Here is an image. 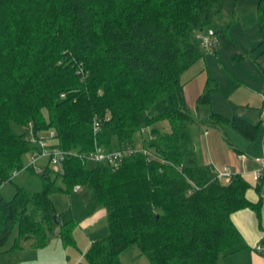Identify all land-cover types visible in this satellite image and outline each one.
Here are the masks:
<instances>
[{
	"label": "trees",
	"instance_id": "obj_1",
	"mask_svg": "<svg viewBox=\"0 0 264 264\" xmlns=\"http://www.w3.org/2000/svg\"><path fill=\"white\" fill-rule=\"evenodd\" d=\"M224 1L0 0V254L22 249L18 240L3 250L15 229L44 247L57 226L50 196L87 185L106 210L108 235L92 243L80 264H122L133 245L149 264H221L241 248L232 215L259 213L260 205L248 200L245 176L234 173L226 183L197 163L192 126L206 121L185 100L184 75L205 58L196 37L226 29ZM258 14L264 53V0ZM218 91L208 74L198 105H211ZM162 121L171 133L153 129L143 150L118 169L105 162L89 168L90 154L135 149L138 136ZM209 122L250 144L263 131L239 116L212 113ZM14 124L31 130L34 140L17 134ZM51 132L58 144L49 148L69 154L63 173L53 178L48 164L38 174L41 192L30 196L17 187L7 200L2 186L24 169L27 154L41 152ZM256 183L262 192L264 175ZM74 226L62 227L65 247L76 245Z\"/></svg>",
	"mask_w": 264,
	"mask_h": 264
},
{
	"label": "rangeland",
	"instance_id": "obj_2",
	"mask_svg": "<svg viewBox=\"0 0 264 264\" xmlns=\"http://www.w3.org/2000/svg\"><path fill=\"white\" fill-rule=\"evenodd\" d=\"M260 0H225L223 28L219 34V47L216 51H203L205 58L197 63L184 75L186 83L188 111L197 120H205L206 123L192 126L193 138L202 150L204 133L209 130L212 134H219L226 144L225 137L230 139V131L226 134L216 129L210 122L212 113H219L224 117H247L255 125L262 124L264 134V120L261 119L264 92V53L261 44L263 36L259 25L258 5ZM208 74L218 83L219 91L214 93L211 105H198V99L203 94ZM199 89V90H198ZM203 89V90H202ZM192 90V95L190 92ZM203 91V92H202ZM199 92L200 94H197ZM199 95V97H198ZM198 97V98H197ZM17 134H26L28 139L34 140L31 130H27L16 124L13 125ZM153 129L163 134L171 133V124L162 121L149 128L138 136L135 150H143V140L151 137ZM52 133L47 138L49 147H54L58 142L52 138ZM225 136V137H224ZM232 141V140H230ZM233 142V141H232ZM195 143V141H194ZM196 145V143H195ZM33 160V154H27L24 158V169L13 175V182L5 183L2 194L7 200H12L17 192V187L33 196L43 189V181L37 173L28 170ZM46 167L47 160L39 163ZM89 168L93 169L97 163L89 161ZM55 171V169H53ZM53 173L52 176L54 178ZM58 185L62 186L61 179ZM50 200L55 207L56 215L60 220L46 245L35 248L33 240L19 238L18 229H15L7 246L3 249L9 251L18 240L25 250L9 252L6 259H0V264H80L85 263L86 254L93 242L108 235L106 210L97 202L93 188L89 185L82 187L79 192L71 194H53ZM74 224L72 231L75 246L65 247L62 238V227ZM122 264H149V259L142 255L138 245L128 248L121 256Z\"/></svg>",
	"mask_w": 264,
	"mask_h": 264
},
{
	"label": "crops",
	"instance_id": "obj_3",
	"mask_svg": "<svg viewBox=\"0 0 264 264\" xmlns=\"http://www.w3.org/2000/svg\"><path fill=\"white\" fill-rule=\"evenodd\" d=\"M187 93L185 85V100H187ZM197 94L200 93L197 92ZM189 95H192V90ZM262 118L264 117L261 115ZM244 119L249 120L247 117ZM230 139L240 153L226 144L223 137L220 139L219 134L214 135L207 130L202 139L203 157L200 146L194 137L197 163L210 168L214 175H218L224 168H228L235 174L245 176L250 183L246 194L248 200L254 205H260L259 213L254 209L247 208L232 215V221L241 233L244 243L238 251L223 258L221 264H264V189L259 192L254 180V173L261 167L260 160L264 156V134L253 144L233 131H230ZM23 250L25 249L22 248L20 251ZM7 257H9L7 253L0 254L3 263Z\"/></svg>",
	"mask_w": 264,
	"mask_h": 264
},
{
	"label": "built area",
	"instance_id": "obj_4",
	"mask_svg": "<svg viewBox=\"0 0 264 264\" xmlns=\"http://www.w3.org/2000/svg\"><path fill=\"white\" fill-rule=\"evenodd\" d=\"M197 40L200 43V46L205 51H212L219 47V39L214 31V29H209L203 33H199L197 35ZM264 117V114H263ZM100 130V124L95 123V131L98 132ZM52 137H54V133H52ZM41 152H36L33 154V160L29 168H33V170L37 174H42L44 172L45 167L40 166L39 163L43 160H47L49 166L52 169H55V173H63L62 165L66 160V157L69 155L68 153L61 150H52L49 148L47 141H40ZM137 153L135 149L127 148L123 150H115L112 152H104L103 150H98L87 157V160L95 162V163H109L114 169H118L122 161L125 157L129 155H133ZM261 167L254 173V180L258 182L262 176L264 175V156L263 159L260 160ZM233 172L224 168L222 172H220L217 176L219 180H222L226 183H229L232 179ZM18 172L14 173V176H17ZM81 189L80 186L74 188V192L77 193Z\"/></svg>",
	"mask_w": 264,
	"mask_h": 264
},
{
	"label": "water",
	"instance_id": "obj_5",
	"mask_svg": "<svg viewBox=\"0 0 264 264\" xmlns=\"http://www.w3.org/2000/svg\"><path fill=\"white\" fill-rule=\"evenodd\" d=\"M54 220H55V222H56L57 225H60V221H59V218H58L57 215L54 217Z\"/></svg>",
	"mask_w": 264,
	"mask_h": 264
}]
</instances>
